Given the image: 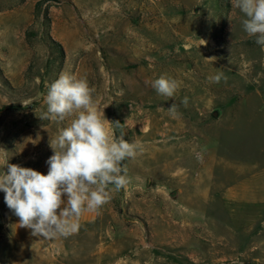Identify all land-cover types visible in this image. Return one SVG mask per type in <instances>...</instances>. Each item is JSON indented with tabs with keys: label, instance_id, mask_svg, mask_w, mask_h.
<instances>
[{
	"label": "rangeland",
	"instance_id": "rangeland-1",
	"mask_svg": "<svg viewBox=\"0 0 264 264\" xmlns=\"http://www.w3.org/2000/svg\"><path fill=\"white\" fill-rule=\"evenodd\" d=\"M234 8L232 0H0V149L8 163L47 174L50 142L71 118L39 116L46 84L62 73L86 80L105 118L143 148L123 162L130 183L112 192L97 220L67 238L38 240L36 255H19L0 219V264H264V226L223 227L232 217L222 192L264 191V48ZM161 75L178 81L174 98L151 87ZM173 103L176 120H163ZM191 185L203 202L197 218L214 236L198 255L163 242V219H197L182 204Z\"/></svg>",
	"mask_w": 264,
	"mask_h": 264
},
{
	"label": "clouds",
	"instance_id": "clouds-1",
	"mask_svg": "<svg viewBox=\"0 0 264 264\" xmlns=\"http://www.w3.org/2000/svg\"><path fill=\"white\" fill-rule=\"evenodd\" d=\"M235 7L245 16L244 31L264 48V0H235ZM221 78L222 73L208 77L214 83ZM150 84L158 95L169 99L180 86L165 75ZM46 87L43 99L47 110L39 118L57 123L71 118L70 123L50 142L54 154L46 161L47 174L9 164L7 152L0 149V168L8 169L7 173L0 171V191L5 193L7 207L19 218V227L30 229L31 235L38 238H67L79 231L84 211L98 210L110 202L113 191L127 188L130 180L123 162L135 159L143 148L124 139L123 124L105 118L86 80L62 73ZM180 103L187 107L188 98ZM178 108L173 103L167 111L176 117ZM117 128L121 129L118 138Z\"/></svg>",
	"mask_w": 264,
	"mask_h": 264
},
{
	"label": "crops",
	"instance_id": "crops-1",
	"mask_svg": "<svg viewBox=\"0 0 264 264\" xmlns=\"http://www.w3.org/2000/svg\"><path fill=\"white\" fill-rule=\"evenodd\" d=\"M232 1L235 7V0ZM234 9L235 14L238 17H245L237 7ZM250 180H252V178ZM250 180L247 184L251 182ZM191 187L192 185L185 189L182 204L188 213L192 210V208H195V217L197 218L199 215L196 210L203 204V202L202 200L199 202L197 190L194 194ZM222 197L228 202L232 217V219H225V223L223 224L224 230L228 232H253L257 229V226H260V228L264 226V219H258L262 209H264V191L261 192L258 189L236 185L234 187H228L224 192H222ZM240 197L243 198L241 199ZM63 199H67L66 195ZM3 201L4 197L2 198L0 195V211L3 212L0 219H6V232L10 233V237L14 241L19 242V255H28L29 252L31 255H36L40 251L42 252L43 249L38 247L37 241H44L45 239L34 237L31 235L30 229L19 227V218L14 215L13 211L10 210ZM233 204H239L240 207L243 206L245 209L244 212H240V209H234ZM191 212L193 213V211ZM96 218L97 210L84 211L79 222L80 225L91 224L97 220ZM162 232L163 242L166 246L174 248L181 246L186 250L187 255L201 254L205 246V238L208 239L207 241L214 239L213 232L209 229L208 224L205 223V219L198 218L163 219ZM215 238H218L219 240L227 239V237L222 234L218 237L215 236ZM178 240L181 242H178ZM33 243L36 244L33 245ZM29 245L32 246L29 248ZM207 248H209V245L206 246V249Z\"/></svg>",
	"mask_w": 264,
	"mask_h": 264
},
{
	"label": "bare ground",
	"instance_id": "bare-ground-1",
	"mask_svg": "<svg viewBox=\"0 0 264 264\" xmlns=\"http://www.w3.org/2000/svg\"><path fill=\"white\" fill-rule=\"evenodd\" d=\"M161 112V111H160ZM179 112V111H178ZM170 115V113L167 111L164 115H163V117H162V119L163 120H166L167 118H168V116ZM173 117V116H172ZM177 118V117H176ZM180 118V117H179ZM161 119V120H162ZM173 119H175L174 117H173ZM176 120V119H175ZM167 128H169V125H167V127L164 129V132H162V135L164 136V137H168V136H170V134H171V131H168L167 130ZM172 128V127H171ZM179 133H181V132H179ZM183 133V132H182ZM150 135V134H149ZM162 136V137H163ZM151 137H153V136H151ZM178 137V136H177ZM186 138V137H185ZM153 141V140H152ZM176 142V141H175ZM180 142V141H179ZM162 144H161V146L163 147H165L167 144H166V142H161ZM170 143V142H169ZM169 146V145H168ZM152 149V148H151ZM166 149V148H165ZM182 178V177H181Z\"/></svg>",
	"mask_w": 264,
	"mask_h": 264
},
{
	"label": "water",
	"instance_id": "water-1",
	"mask_svg": "<svg viewBox=\"0 0 264 264\" xmlns=\"http://www.w3.org/2000/svg\"><path fill=\"white\" fill-rule=\"evenodd\" d=\"M211 115L214 119H218L221 115V111L219 109H214L213 111H211ZM109 231L111 233L113 232L112 226H109Z\"/></svg>",
	"mask_w": 264,
	"mask_h": 264
}]
</instances>
